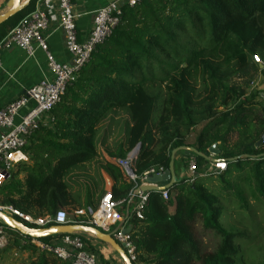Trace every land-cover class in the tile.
<instances>
[{
	"label": "trees",
	"instance_id": "trees-1",
	"mask_svg": "<svg viewBox=\"0 0 264 264\" xmlns=\"http://www.w3.org/2000/svg\"><path fill=\"white\" fill-rule=\"evenodd\" d=\"M35 2L0 24V40ZM254 55L264 63V0H139L123 5L110 34L96 44L48 111V123L27 137L23 151L28 160L16 164L0 185V203L33 216H54L65 209L72 213L70 220L81 222L85 216L74 211L97 206L105 192L103 170L112 181V199L121 202L119 210H128L137 253L132 264H243V247L253 233L227 229L221 217L233 200L249 210L246 193L264 209V91L249 88L264 67L254 62ZM120 121L123 135L109 143L113 125ZM197 126L192 143L187 142ZM137 145L138 174L147 168L167 169L171 150L178 146L207 154L214 145L215 157L225 161V170L216 176L219 186L204 181L203 170L210 164L194 155V180L188 184L183 176L166 190L168 200L150 192L139 219L128 205L135 183L114 162ZM73 174L84 179L77 195L71 190ZM81 192L84 200H79ZM197 215L204 229L219 238L211 253H202L194 234ZM247 222L258 230V223ZM4 228L13 235L14 248L27 254L20 264H69Z\"/></svg>",
	"mask_w": 264,
	"mask_h": 264
},
{
	"label": "built area",
	"instance_id": "built-area-1",
	"mask_svg": "<svg viewBox=\"0 0 264 264\" xmlns=\"http://www.w3.org/2000/svg\"><path fill=\"white\" fill-rule=\"evenodd\" d=\"M55 4L59 22V28L65 35V48L72 56V62L60 63L48 51V45L44 33L49 24L46 2ZM139 0H112L105 6L95 10L93 25L87 36L79 40L76 29L75 13L71 0H36L32 11L24 15L17 24L0 40V51L12 46L21 48L28 56H33L37 49L46 55L47 67L52 75L51 81H42L30 87L23 95L0 108V185L10 176L11 168L20 162L28 160L23 151L27 137L41 124L42 116L47 114L51 107L63 94L67 84L76 78L80 67L88 59L96 44L100 43L111 32L118 22V14L125 4L132 6ZM256 63L264 67L260 58L253 56ZM135 156L132 152L125 158H115L114 162L124 172L126 177L135 183L134 189L149 175L161 174L164 169L147 168L137 173L134 167ZM212 173L218 174L225 170V163L209 162ZM196 172L194 156L186 158V181L192 182ZM140 181L137 184V181ZM134 189L130 192V202L134 200L132 211L137 218H142V212L148 200L149 193L144 192L134 195ZM161 198L168 200L169 194L162 190ZM121 202L111 197L109 190L101 196L95 208L78 209L74 215H83L85 220L75 222L70 220L65 209H59L54 216L45 214L33 216L25 213L12 205L0 203V212L16 218L28 227H47L53 224L83 223L96 227L103 232H111L116 242L123 248L129 260L137 262L135 246L130 239V231L124 232V223L128 220V210H119ZM123 224L112 230L116 224ZM5 226V225H4ZM0 222V250L11 241L12 234L4 228ZM6 227V226H5ZM8 228V227H7ZM130 230V225L128 226ZM86 235V234H85ZM82 233L60 234L59 237L49 242H41L39 239H31L35 246L45 249L61 260L69 261V264H101L98 252L86 242ZM88 235V234H87Z\"/></svg>",
	"mask_w": 264,
	"mask_h": 264
},
{
	"label": "crops",
	"instance_id": "crops-1",
	"mask_svg": "<svg viewBox=\"0 0 264 264\" xmlns=\"http://www.w3.org/2000/svg\"><path fill=\"white\" fill-rule=\"evenodd\" d=\"M112 0H71L72 7L78 15L76 19L77 36L79 40L85 39L93 25L95 10L105 6ZM5 0H0V12L5 7ZM46 12L49 20L48 28L44 33L48 45V51L60 63L72 62V56L65 48V35L59 28L58 17L55 4L46 2ZM52 75L47 67L46 55L40 49H37L33 56H28L24 50L12 46L6 50L0 51V108L9 102L23 95L30 87L42 81H51ZM49 116H42L41 123H48ZM186 156L179 154L175 156L174 173L176 177L185 175ZM182 168L184 172L182 173ZM100 176L103 178V188L108 190L112 181L105 171H101ZM166 182H158L163 185ZM135 200V198H134ZM134 200L130 202L132 210ZM123 222L112 227V230L119 228ZM129 222L124 223L128 228ZM85 235V234H84ZM87 242L92 246L100 257V260L107 264H124L119 256L112 251L108 245L100 242L91 235H85ZM21 242H23L21 240ZM9 250L0 253V264H20L26 262L27 254L14 248V237L8 243Z\"/></svg>",
	"mask_w": 264,
	"mask_h": 264
},
{
	"label": "rangeland",
	"instance_id": "rangeland-1",
	"mask_svg": "<svg viewBox=\"0 0 264 264\" xmlns=\"http://www.w3.org/2000/svg\"><path fill=\"white\" fill-rule=\"evenodd\" d=\"M262 64L264 65L263 62ZM233 79L234 78H232V80ZM243 80L247 81L246 78H243ZM249 82H250L249 88H256L258 90L264 91V74L263 73L256 74ZM196 88L198 92H201L203 90V85L197 81ZM257 100H261V99L257 98ZM158 113L159 111L154 112L153 117H152L154 121L156 120ZM123 117L124 116H121L120 119H122ZM199 128L200 127L197 126L194 128V131H191L190 135L188 136L187 142L192 143L194 136L198 132ZM113 130H114V133H113L114 136H111L108 139L109 143L113 142L114 140L118 139L119 137L123 135V124L121 123V121L116 126L113 125ZM234 138H235V134L231 136V140H234ZM209 167H206L203 170L202 175L207 176L206 178H204V181L208 185H212V186L215 185L216 187H218L219 183H218V178L216 177L217 174L212 173ZM13 169L14 167L11 168V170ZM81 178L82 177L79 176L78 174L76 176L74 174L72 175L73 183L71 184V190L75 191L76 195L78 194V191H80L83 186V183L80 182ZM83 180L84 179H82L81 181ZM187 183L189 184L190 182H187ZM245 189L247 190L248 193L250 192L248 188H245ZM79 195H80L79 200L80 199L84 200L86 198V193L83 194L81 192L79 193ZM246 196L248 197L247 206H249V210H247L248 207L245 208L243 206H240L239 204L235 202V200H233V202L224 206V212L221 217V220H222V225L227 229H232V230H237V231L242 230V231H246V233H253L252 241L248 245L243 247V254H245L243 264H259V262L262 260L263 255H264V213H263L264 209L262 205H261L262 206V209H261L260 206H258L260 205V202L258 201L255 202L251 197H249V194L246 193ZM68 215L69 217H72V213H69ZM248 219H252L254 222L258 223L259 225L258 230L254 231L248 227V222H247ZM193 231H194L196 238L200 241L202 253H211L216 249L217 243L219 240L217 234H215L210 229L205 230L204 227L202 226V219L198 215L195 216V221L193 223ZM99 260H100V257H99ZM100 263L107 264L101 260H100ZM112 264H115V263L112 262ZM194 264H200V263L198 262Z\"/></svg>",
	"mask_w": 264,
	"mask_h": 264
},
{
	"label": "water",
	"instance_id": "water-1",
	"mask_svg": "<svg viewBox=\"0 0 264 264\" xmlns=\"http://www.w3.org/2000/svg\"><path fill=\"white\" fill-rule=\"evenodd\" d=\"M30 0H7L5 2L4 9L0 12V24L6 21L9 17L15 15L20 10H22ZM263 137V136H262ZM262 139V138H261ZM261 141V140H260ZM139 149V145L132 151V156H135L137 150ZM181 151L184 156H200L204 160L208 162L215 163H225L223 159L216 158L215 156L218 154V150L214 145H211L208 148V153H202L196 148L192 146L182 145L178 146L171 150L170 160L168 164V168L164 170L161 174L149 175L147 179L141 182L135 189L134 195H138L144 192H161L162 190H168L178 184L182 175L176 177L174 173V160L176 154ZM244 156V155H243ZM236 158H230L229 160H234ZM184 172V168H182V173ZM166 182L163 185H158V182ZM0 222L8 227L11 230L18 232L20 235L24 237H29L31 239H42L46 237H50L52 235H60V234H71V233H82L88 234L99 240L100 242L109 246V248L114 251L119 258L124 262V264H132L129 260L128 256L124 252L123 248L116 242L113 238L111 232H103L97 229L94 226L83 224V223H67V224H53L47 227H28L23 224L21 221L8 216L2 212H0ZM130 230L127 228L124 232H129Z\"/></svg>",
	"mask_w": 264,
	"mask_h": 264
}]
</instances>
